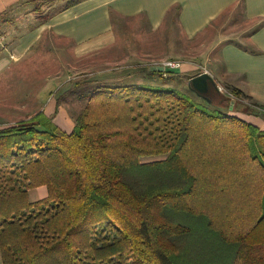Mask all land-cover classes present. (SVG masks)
I'll return each mask as SVG.
<instances>
[{
  "label": "trees",
  "instance_id": "trees-1",
  "mask_svg": "<svg viewBox=\"0 0 264 264\" xmlns=\"http://www.w3.org/2000/svg\"><path fill=\"white\" fill-rule=\"evenodd\" d=\"M83 91L69 132L0 125V264H264V131L171 88ZM203 176L210 215L186 202Z\"/></svg>",
  "mask_w": 264,
  "mask_h": 264
},
{
  "label": "crops",
  "instance_id": "crops-1",
  "mask_svg": "<svg viewBox=\"0 0 264 264\" xmlns=\"http://www.w3.org/2000/svg\"><path fill=\"white\" fill-rule=\"evenodd\" d=\"M41 2L0 0V29L6 31L0 39L4 37L10 49V58L4 54L7 49L0 53V74L10 59L24 57L37 44L51 46L55 40L71 48L65 57L81 58L83 63L91 55H108L109 51L112 60L122 62L121 70L107 76L102 74L108 70L96 71L91 78L118 85L135 78L131 61L140 59L139 67L144 57L166 56L168 44L174 43V55L188 48L185 56L192 58L181 59L179 69L187 84L206 71L218 86L239 90L260 107L249 123L264 131V0H82L44 14L39 13ZM210 90L224 96L212 86ZM57 103H50L45 114L57 112Z\"/></svg>",
  "mask_w": 264,
  "mask_h": 264
},
{
  "label": "rangeland",
  "instance_id": "rangeland-1",
  "mask_svg": "<svg viewBox=\"0 0 264 264\" xmlns=\"http://www.w3.org/2000/svg\"><path fill=\"white\" fill-rule=\"evenodd\" d=\"M41 1L42 5L40 6L39 13L43 14L67 2V0ZM5 32L3 28L0 29V37H5ZM6 37L8 36L6 35ZM3 39H0V53L7 49L4 54L10 58V49L6 47L9 45L4 44L5 39ZM187 44L189 45V41ZM70 49L67 43L54 40L51 46H48L47 43L37 44L36 47L24 57L17 60L10 59L8 66L0 74V125L20 123L30 119L41 111L45 114L44 111H48L51 105L50 103L58 101V108L56 107L57 112L55 111V113L52 112L46 115L52 117L54 123L57 122V124H60V126L64 128V131L69 132L71 130L69 129L67 131L66 129L70 128L71 124H75V118L81 112L86 103L85 101H87L85 97L82 99L84 94L83 89L87 86L100 84L96 83L95 80L91 78L93 73L96 71L108 70L102 75H112L116 73L115 71L121 70L119 66L122 62L120 60H112L110 52L108 51V55L102 54L103 56H101L100 54L97 55V57L91 55L87 58L86 62L83 63L84 60L81 58L76 61L73 58L69 59V57H65L66 54L70 53ZM186 49H179V55H174L177 48L176 44L171 43L168 44L166 48V56H161V58L144 57V60L140 62L143 61L142 63H144L145 61L159 60L164 57L191 60L192 58L185 56L189 54L188 48ZM139 60L140 59L131 61L134 65V70L137 71L135 78L131 79V82L127 81L118 85L137 83L146 86L175 89L188 95L194 101L202 105H208L213 108L216 107L247 122L252 121L250 116H256L257 114L255 111H259L258 109H260L256 102L246 97H241L232 101L226 96L212 93L209 94L210 97H208V99H204L189 89L186 83L187 81L184 79L183 74H181V70L170 71L163 76L152 67H143L141 66L142 64H139V67L136 66ZM66 61L68 64H65ZM127 62L131 63L130 61ZM127 62L124 63L128 64ZM112 84L117 85L115 83ZM46 101H50V103L47 104L48 102L46 103ZM58 112L59 114H57ZM54 118H56V122ZM151 158H153V156H151ZM247 172L249 173V171ZM204 174H206V172ZM197 181L201 182L202 185L197 186L196 192H193L195 195L192 197L191 202L190 200H186V202L189 203L193 209L204 211L209 214V210L203 209L209 205L208 202H205L206 200L203 199L207 198V193H210V189L213 190V187H210L209 179L204 176L203 178L197 179ZM232 188L235 189L234 186H232ZM229 192H231L230 188L224 189L226 195ZM46 194L47 188L45 186L34 187L28 190V199L35 200L46 196ZM187 198L190 199V196H187ZM246 212L248 211H235L231 209L221 211L220 220L233 219L236 217L252 218L248 216ZM223 224V221H221L219 225L215 222L214 228L225 229L226 226ZM209 248V246H206V251L214 253V250L211 251Z\"/></svg>",
  "mask_w": 264,
  "mask_h": 264
},
{
  "label": "built area",
  "instance_id": "built-area-1",
  "mask_svg": "<svg viewBox=\"0 0 264 264\" xmlns=\"http://www.w3.org/2000/svg\"><path fill=\"white\" fill-rule=\"evenodd\" d=\"M182 64H183V61L180 59L163 58L159 60L145 61L144 63H142L141 66L152 67L153 69L158 71L161 75L165 76V74H167L170 71L179 70ZM217 90H219L221 93H223L224 96L231 99L232 101L238 99L228 89L218 86V84H217Z\"/></svg>",
  "mask_w": 264,
  "mask_h": 264
},
{
  "label": "water",
  "instance_id": "water-1",
  "mask_svg": "<svg viewBox=\"0 0 264 264\" xmlns=\"http://www.w3.org/2000/svg\"><path fill=\"white\" fill-rule=\"evenodd\" d=\"M211 86L217 90L216 81L205 71L191 77L188 80L189 89L204 99H208L207 93L209 92Z\"/></svg>",
  "mask_w": 264,
  "mask_h": 264
},
{
  "label": "flooded vegetation",
  "instance_id": "flooded-vegetation-1",
  "mask_svg": "<svg viewBox=\"0 0 264 264\" xmlns=\"http://www.w3.org/2000/svg\"><path fill=\"white\" fill-rule=\"evenodd\" d=\"M208 94H212V92H211V90H210V89H209V92L207 93V95H208Z\"/></svg>",
  "mask_w": 264,
  "mask_h": 264
}]
</instances>
